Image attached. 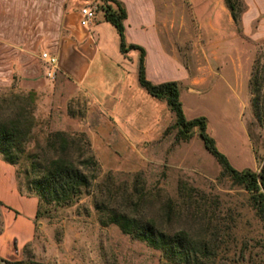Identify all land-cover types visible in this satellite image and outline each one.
Returning a JSON list of instances; mask_svg holds the SVG:
<instances>
[{
  "label": "rangeland",
  "instance_id": "rangeland-1",
  "mask_svg": "<svg viewBox=\"0 0 264 264\" xmlns=\"http://www.w3.org/2000/svg\"><path fill=\"white\" fill-rule=\"evenodd\" d=\"M101 3H91L96 12ZM155 3L163 45L188 71L189 80L179 84L185 117L204 116L206 132L228 163L257 171L264 162V39L243 35L224 0ZM44 77L51 89L41 92L0 87V117L17 97L23 101L32 92L33 127L14 167L18 188L29 191L31 176L53 157L45 140L54 131L71 138L82 134L96 169L90 185L69 204L38 201L34 237L22 264H182L114 223H101L107 215L96 206L150 219L165 234L185 231L207 248L203 264H264V233L249 194L222 173L196 129L185 142L174 141L170 128L149 144L93 145L86 126L95 121L92 113L87 116L86 95L59 77Z\"/></svg>",
  "mask_w": 264,
  "mask_h": 264
},
{
  "label": "crops",
  "instance_id": "crops-1",
  "mask_svg": "<svg viewBox=\"0 0 264 264\" xmlns=\"http://www.w3.org/2000/svg\"><path fill=\"white\" fill-rule=\"evenodd\" d=\"M117 1L125 11V43L144 50L146 79L152 83L173 80L178 86L189 80L187 69L163 45L155 0ZM92 2L0 0V87L35 92L51 89L40 59L42 52H48L57 60L54 77L71 83L89 100L87 116L92 113L95 121L86 126L91 144L155 142L173 114L164 101L138 85V52L119 51L118 35L101 10L88 26L79 25V9ZM242 3V34L264 39V0ZM0 204V264H12L23 260L25 246L33 240L37 198L18 188L14 167L1 157Z\"/></svg>",
  "mask_w": 264,
  "mask_h": 264
},
{
  "label": "trees",
  "instance_id": "trees-1",
  "mask_svg": "<svg viewBox=\"0 0 264 264\" xmlns=\"http://www.w3.org/2000/svg\"><path fill=\"white\" fill-rule=\"evenodd\" d=\"M231 20L239 22V16L244 6L242 0H224ZM100 9L103 19L112 25L118 35L119 51L124 54L128 50L138 52L136 78L138 85L151 97L164 101L169 111L173 114V123L167 126L162 134L168 129H175L174 141H187L192 130L196 129L203 148L214 158L232 183L239 185L249 194L251 207L261 223L264 233V162L257 171L249 169L236 170L227 161L226 157L217 150L214 140L206 132V121L204 116H196L187 119L183 113L182 104L179 99V86L176 81H164L152 83L146 79L144 74V50L135 44H126L124 40L123 20L125 11L117 0H102ZM32 92L27 93V99L17 101L5 108L6 114L0 117V157L15 167L24 152V147L29 139L33 127L34 116L29 100ZM255 108L257 98H253ZM256 113V112H255ZM256 115L259 117L260 114ZM82 144L79 145V144ZM47 148L53 151L52 158L45 161L38 175H33L28 181L29 191L38 201L53 202L57 205H67L90 185L94 178L96 162L87 149V142L80 134L79 138H71L69 134L62 131H54L47 135L45 140ZM77 152L75 159L70 152ZM36 163L30 162L31 170ZM16 178V177H15ZM1 206V204H0ZM104 209L106 220L101 223H114L122 233L134 239L144 242L147 246L160 250L165 257L174 262L182 264H203L209 258L207 248L204 244L197 245L183 230H177L171 234H165L157 230L150 219L129 216L123 212ZM261 247L264 249V237ZM264 255V253H263ZM12 264H22L21 261Z\"/></svg>",
  "mask_w": 264,
  "mask_h": 264
},
{
  "label": "built area",
  "instance_id": "built-area-1",
  "mask_svg": "<svg viewBox=\"0 0 264 264\" xmlns=\"http://www.w3.org/2000/svg\"><path fill=\"white\" fill-rule=\"evenodd\" d=\"M101 10V9H100ZM96 7L92 4H86L79 9V25L82 27L88 26L96 17ZM40 59L44 62L46 71L45 76L52 78L54 76L57 60L56 57L48 52H42Z\"/></svg>",
  "mask_w": 264,
  "mask_h": 264
}]
</instances>
